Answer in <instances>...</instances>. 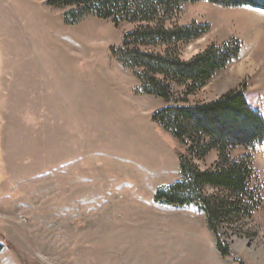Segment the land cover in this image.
Instances as JSON below:
<instances>
[{"label":"rangeland","instance_id":"rangeland-1","mask_svg":"<svg viewBox=\"0 0 264 264\" xmlns=\"http://www.w3.org/2000/svg\"><path fill=\"white\" fill-rule=\"evenodd\" d=\"M62 14L45 0H0V55L13 24L22 34L47 33L45 59L69 70L87 120L57 121L69 112L58 88L55 109L63 113H54V124H21L9 112V76H1L0 264H264V144L253 151L260 207L237 238H222L229 249L222 257L201 211L153 202L158 188L179 180V146L152 120L163 102L143 94L112 53L134 26L88 17L67 27ZM193 24L208 31L182 45L181 59L234 41L241 50L188 102L243 90L247 105L264 116V12L188 3L166 22ZM245 153L239 147L230 156ZM216 160L213 152L196 164L211 169Z\"/></svg>","mask_w":264,"mask_h":264},{"label":"trees","instance_id":"trees-1","mask_svg":"<svg viewBox=\"0 0 264 264\" xmlns=\"http://www.w3.org/2000/svg\"><path fill=\"white\" fill-rule=\"evenodd\" d=\"M198 2L264 12V0H45V5L62 10L66 26L88 17L111 21L115 27L134 26L112 53L133 71L143 94L163 102L152 120L179 146L175 151L179 180L158 188L153 202L201 211L215 238V249L226 257L229 249L222 238H237L239 228L261 204L253 151L264 144V116L247 105L243 90L229 91L209 102H188L241 50V44L234 41L221 47L211 45L190 60L180 58L182 45L200 38L208 28L195 24L167 27L166 22L185 4ZM239 147L246 153L232 158L231 151ZM213 152L217 156L213 167L200 170L196 162H204Z\"/></svg>","mask_w":264,"mask_h":264},{"label":"crops","instance_id":"crops-1","mask_svg":"<svg viewBox=\"0 0 264 264\" xmlns=\"http://www.w3.org/2000/svg\"><path fill=\"white\" fill-rule=\"evenodd\" d=\"M7 32V43L2 45L0 55V64L3 66L0 79L6 73L9 76L8 105L13 118L17 121L24 119L21 124H54V120H57L54 113H63L55 109L59 103L56 91L59 88L65 90L63 106L69 112L63 114L64 116H57V121L61 124H87V120L81 115V93L74 88V83L69 78V70L66 67L58 69L52 60L45 59L47 33L45 37L42 31L34 32L24 28L22 34L14 24ZM77 80L76 76L75 82ZM2 91L4 94L7 88ZM93 97L94 95L91 104L94 103Z\"/></svg>","mask_w":264,"mask_h":264}]
</instances>
